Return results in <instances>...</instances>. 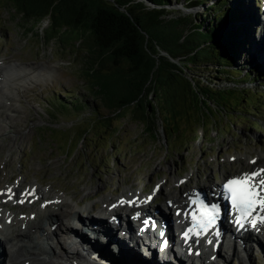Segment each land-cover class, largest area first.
Listing matches in <instances>:
<instances>
[{"label":"rangeland","instance_id":"1","mask_svg":"<svg viewBox=\"0 0 264 264\" xmlns=\"http://www.w3.org/2000/svg\"><path fill=\"white\" fill-rule=\"evenodd\" d=\"M241 2L247 16L243 22L251 26L253 33L248 56L264 69V0ZM174 4L165 7L170 14L163 19L194 15L203 10L202 7L188 10ZM4 6L0 0V84L6 85L0 94V180L41 182L44 189L55 185L58 194L81 202L77 205L79 211L90 205L93 211L99 210L106 199H116L123 191H139L143 196L152 195L150 208L158 212L157 206L167 199L182 196L183 200L194 189L208 190L213 184L219 187L229 177L245 175L243 166L251 165L252 171H256L258 157H262L264 164V110L259 107L257 112L248 113L229 109L227 116L212 110L204 114L203 110L192 107L189 98L185 103L189 113L177 108V118H169L168 125L164 106L155 100V132L146 133L142 126L125 118L114 122L113 128L118 132L113 138L104 131V125L96 128L99 123L93 124L96 132L85 134L91 124L86 114H73L62 108L55 111L52 104L59 100L90 99L84 92L90 89L88 76L99 66L86 71L87 52L80 47L83 41L79 39H66V45L64 35L47 41L48 18L25 19ZM27 67L35 68L36 74H40L33 80L29 78L34 83L11 74L15 69ZM258 103L262 107L264 101ZM161 184L164 192L156 188ZM65 189L69 192L65 191L66 195L60 192ZM132 217L135 216L128 218L130 226L135 224ZM30 235L36 238L34 232ZM175 237L172 230L167 260H163L157 246L134 249L123 242L117 244V238L113 237L100 245L104 257L93 256L85 248L86 241H80L75 245L80 255L60 257L57 260L61 262L56 264H95L94 261L125 264L127 253L128 259L133 253L145 261L149 254L155 255L154 264H191L175 252L172 245ZM244 237L236 235L232 245L229 235H225L212 247V254L192 264H264V235L253 232L250 241ZM112 250L121 258L113 256ZM152 263L136 260L134 264Z\"/></svg>","mask_w":264,"mask_h":264},{"label":"trees","instance_id":"2","mask_svg":"<svg viewBox=\"0 0 264 264\" xmlns=\"http://www.w3.org/2000/svg\"><path fill=\"white\" fill-rule=\"evenodd\" d=\"M2 1L5 9L25 19L41 20L49 16L46 40L64 35L66 45V39H79L83 41L80 47L87 52L86 71L99 66L88 76L90 89L84 92L90 99L59 100L52 104L55 111L62 108L69 113L86 114L91 124L85 134H93L104 125V131L113 138L118 132L113 128L114 122L125 118L142 126L146 133L155 132V100L164 106L168 125L169 118H177V108L189 113L187 99L191 98L192 107L200 109L194 89L199 82L192 79L191 89L180 69L159 56V50L191 63L197 72L195 76L199 74L211 85V90L208 89L211 100L215 98L226 113L230 114L229 109L246 112L243 105L230 107L223 97L222 93L228 89L236 92V88L250 96L248 112H257L258 107L264 110V105H257L264 101V69L248 56L252 31L243 22L246 14L241 0H117L130 5L131 18L103 9L99 0ZM144 1L154 8L146 6ZM173 3L188 10L200 7L203 10L194 15L163 19L170 14L165 7ZM94 123L99 125L94 128ZM146 259L157 262L155 255L150 254Z\"/></svg>","mask_w":264,"mask_h":264},{"label":"bare ground","instance_id":"3","mask_svg":"<svg viewBox=\"0 0 264 264\" xmlns=\"http://www.w3.org/2000/svg\"><path fill=\"white\" fill-rule=\"evenodd\" d=\"M262 21L264 23V17ZM252 35L253 33H251V38H253ZM262 55L264 56V52ZM11 74L23 80L28 79L31 83H34V81H31L33 78L40 75L36 74L35 68L32 67L18 68L13 70ZM27 85L31 86V84ZM23 87L28 89L27 86ZM5 88L6 85L0 84V94H3L2 91ZM261 158L258 157L256 162V165H258L256 170L260 172L264 170ZM246 168L251 169L247 170ZM243 169L242 173L245 175L253 172V166L251 165L243 166ZM12 180L13 178H9L7 181L5 179L0 180V264H56V262H61L57 260L60 257L68 259L80 255L75 250V245L80 241L83 243L86 241L84 243L85 248L93 256L101 258L105 254L100 246L101 243L104 244L113 237L117 238V244L123 242L134 249L150 245L157 246L160 255L165 258L163 260H167L166 257L172 238L170 228L172 220L168 213L155 212L150 208L151 194L143 196L139 191H123L116 199L103 201V207L99 211L106 215L105 220L85 221L83 219L89 217L93 205L83 211L81 210L83 215L80 216L81 211L77 209V205L81 202L73 197L58 194L59 188L55 185H50L49 188L44 189L41 182L29 184L20 179L16 182H10ZM162 186L163 184L158 185L156 188L164 192ZM65 191L69 193L66 189L60 192L66 195ZM212 192L222 198L220 187L216 184L212 185L210 193ZM167 197L171 198L172 195ZM167 200L173 202V206H185V203H182V196ZM18 202L24 205L28 204V206L16 205L15 203ZM36 203H39V205L37 206ZM176 210L174 209L173 212ZM135 214H137V218H132L135 223L139 224V229H135L128 224V218ZM261 215H264V213H261ZM145 219L148 220L147 224L143 223ZM231 219L234 220V218ZM179 221L181 222L180 219ZM249 221L240 224L233 223V226L228 228L220 219L217 223L220 226L217 235L214 234L212 228L206 238L209 239L210 237L213 240H200L192 243L194 244L192 246L189 243L181 246L182 256L191 264L195 260L204 261L210 253L212 254V246L218 241L219 237L223 239L225 235L231 236L233 238L231 244L233 245L235 235H245L244 240L249 241L251 240L249 236L253 232L264 235V224L257 222L256 227L253 228ZM73 222H75V226L70 229L69 225ZM153 222L156 226L154 231H152ZM163 223L165 228H161ZM142 226L144 227L143 231ZM233 230H235V235H233ZM32 232L36 234V238L30 235ZM175 238L177 240V237ZM162 242L165 245L160 249L159 246ZM3 245L5 249L2 247ZM118 251L121 252L122 249ZM112 252L113 256L119 255L121 258L118 252L114 250ZM127 254H124L123 262L125 264H134L136 260L137 262L149 263L133 253L128 259ZM63 264L65 263L63 262Z\"/></svg>","mask_w":264,"mask_h":264},{"label":"snow or ice","instance_id":"4","mask_svg":"<svg viewBox=\"0 0 264 264\" xmlns=\"http://www.w3.org/2000/svg\"><path fill=\"white\" fill-rule=\"evenodd\" d=\"M224 188L231 197L232 208L239 214L237 224L242 220L251 218L250 223L253 228L257 222L264 224V215H253L254 213H264V170L259 173L246 174L239 179L229 180ZM200 219L193 216V220L201 227L212 225L218 213V208L213 206L205 208L201 206ZM191 231V230H190Z\"/></svg>","mask_w":264,"mask_h":264},{"label":"water","instance_id":"5","mask_svg":"<svg viewBox=\"0 0 264 264\" xmlns=\"http://www.w3.org/2000/svg\"><path fill=\"white\" fill-rule=\"evenodd\" d=\"M101 2H103L104 7H102L105 10H109L115 14H119L121 16H125L127 18H131L132 16L129 13L128 8H130L128 4H124L121 1L118 2L117 0H99ZM145 5L148 6L149 8H154L153 5H151L149 2L144 1ZM197 9V8H196ZM195 9V10H196ZM49 19V16L45 17ZM43 18V19H45ZM171 18H168L167 20H169ZM146 37V36H145ZM158 55L167 59L170 63L174 64L177 66L178 69H180V71L182 72V75L184 77V79H186V81L190 84L191 89L192 85L194 86V83L192 82V79L197 80L199 83V86H195L194 89L196 92V96L198 97V103L200 106L199 111H204V114H207V111L210 112L215 111L217 114H220L222 116H227L228 113L223 112L224 111V107L221 106L216 99H212L211 100V96L209 93V90H211V85L209 83H207L204 78H202L199 74L197 76H195L197 74V72H195L192 67V64L189 62H186L185 58H172L170 57L166 52H163L161 50L158 51ZM157 63H158V58L156 56H154ZM233 90V89H232ZM230 89H228V91H226V93H222L224 94L223 97L226 100V102L230 105V107H235L238 105H243L246 110V112H248V108H249V104L248 102L250 101V96L247 93H244V91L240 90V88H236L234 89L236 92L232 91ZM210 96V97H209ZM264 105V103H262ZM260 105V104H257ZM262 105V106H263ZM95 264H107L106 262L102 263L100 261H94Z\"/></svg>","mask_w":264,"mask_h":264}]
</instances>
